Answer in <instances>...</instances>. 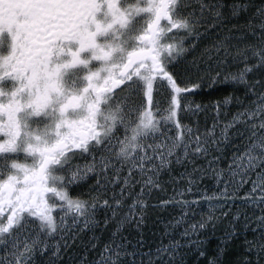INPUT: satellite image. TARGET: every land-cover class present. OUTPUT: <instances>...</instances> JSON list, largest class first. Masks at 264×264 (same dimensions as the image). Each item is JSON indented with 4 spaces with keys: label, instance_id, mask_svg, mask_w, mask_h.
Wrapping results in <instances>:
<instances>
[{
    "label": "snow or ice",
    "instance_id": "1",
    "mask_svg": "<svg viewBox=\"0 0 264 264\" xmlns=\"http://www.w3.org/2000/svg\"><path fill=\"white\" fill-rule=\"evenodd\" d=\"M0 264H264V0H0Z\"/></svg>",
    "mask_w": 264,
    "mask_h": 264
},
{
    "label": "trees",
    "instance_id": "2",
    "mask_svg": "<svg viewBox=\"0 0 264 264\" xmlns=\"http://www.w3.org/2000/svg\"><path fill=\"white\" fill-rule=\"evenodd\" d=\"M229 91L228 86L226 85H217L214 88H206L205 94L207 95L208 100L220 98V96L226 94ZM207 102V101H206Z\"/></svg>",
    "mask_w": 264,
    "mask_h": 264
}]
</instances>
